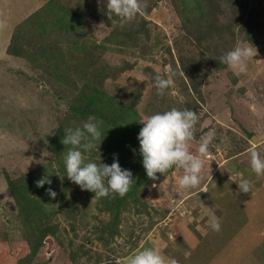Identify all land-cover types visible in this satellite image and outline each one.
I'll return each instance as SVG.
<instances>
[{"label":"rangeland","instance_id":"obj_1","mask_svg":"<svg viewBox=\"0 0 264 264\" xmlns=\"http://www.w3.org/2000/svg\"><path fill=\"white\" fill-rule=\"evenodd\" d=\"M106 2L0 0V264H118L144 248L173 264H264V175L249 163L264 146V0H145L130 20L110 19ZM201 10L207 20L195 18ZM238 44L257 49L246 73L218 60ZM157 74L174 82L163 94ZM115 104L139 127L173 107L196 112L190 150L214 133L200 184L180 188L175 166L147 177L138 139L118 134L85 159L110 165L115 154L131 186L143 179L133 192L107 208L71 182L64 130ZM45 175L57 195L43 200L34 187ZM241 178L250 192L239 191ZM183 234L197 247L179 248Z\"/></svg>","mask_w":264,"mask_h":264},{"label":"clouds","instance_id":"obj_2","mask_svg":"<svg viewBox=\"0 0 264 264\" xmlns=\"http://www.w3.org/2000/svg\"><path fill=\"white\" fill-rule=\"evenodd\" d=\"M146 7L145 0H107V15H113L122 20H130L141 13ZM256 51L248 44H238L231 50L222 53L218 60L235 73H246L247 62L254 58ZM217 59V58H215ZM167 71V70H166ZM173 80L159 74L153 77V84L158 93L163 94L173 85ZM198 114L191 109L171 108L166 111L155 112L138 119L142 124L137 139L138 152L142 157V165L146 175L153 180L157 173L164 174L173 166L183 169V175L178 180L180 188H195L202 180L204 157L213 145L214 133L209 132L201 138L194 154L190 150V141L195 132ZM102 122L89 116L81 125L64 130L62 143L70 145L63 157L64 175L71 182H75L84 190L94 193L97 199L109 195L123 197L133 183L132 172L122 168L115 154L109 165L95 160L85 159V153L94 150L106 134L101 128ZM102 137V138H101ZM264 146L253 148L250 153V169L257 176L264 175V156L260 151ZM63 175V176H64ZM241 192L251 191V185L246 178L236 181ZM37 187L45 183L51 184L49 176H42L36 180ZM50 197L57 195L52 188L46 189ZM209 227L218 231L220 224L214 214L209 213ZM118 264H166L161 251L156 248H144L131 255L126 260H118Z\"/></svg>","mask_w":264,"mask_h":264},{"label":"trees","instance_id":"obj_3","mask_svg":"<svg viewBox=\"0 0 264 264\" xmlns=\"http://www.w3.org/2000/svg\"><path fill=\"white\" fill-rule=\"evenodd\" d=\"M190 2V0H189ZM197 3V0H196ZM187 3L183 4V6H186ZM194 9H198V4H195L192 8V10ZM185 15H189L190 13H182ZM187 18V17H185ZM195 18H197L198 20L203 19V20H207L206 17V13L201 10L199 11L198 14H195ZM49 23L47 26L52 27V24ZM70 26V24H69ZM45 28V27H44ZM93 99H88L87 100V105L91 106L93 105L92 103ZM103 100V97L101 98V101ZM91 104V105H90ZM87 111V110H86ZM111 113H104V114H98L96 112L93 113V117L99 119L102 124L101 126H104L106 123L107 126L106 128H108L109 130H107L106 132V141H105V149H108L110 147V143L113 142V138L116 136L117 134L121 136V141L122 142H126L127 145H129L131 143V141L137 140V136L135 137V135L138 134L139 130L141 127L136 126L135 122H132V116L133 115H129L128 113L131 112V109H129L126 105L124 106V104L117 106V104H115V106L111 107L110 110ZM103 118V121L101 120ZM109 126V127H108ZM136 127V128H135ZM142 160V157H139ZM137 180L136 184H133V186H130L128 192L124 195V197L127 196V194H131L133 192V189L136 188L137 184L140 183L143 179L140 178H135ZM49 188V185L47 183H45L43 186L40 187H34V190L37 192L38 197L40 199H45L48 195L46 189ZM103 204L105 205V207H118L122 202H123V198H121L119 195H109L107 197H104L102 199ZM44 234H42L43 236ZM41 237V236H40ZM41 240V239H40Z\"/></svg>","mask_w":264,"mask_h":264},{"label":"crops","instance_id":"obj_4","mask_svg":"<svg viewBox=\"0 0 264 264\" xmlns=\"http://www.w3.org/2000/svg\"><path fill=\"white\" fill-rule=\"evenodd\" d=\"M197 242L198 241L195 238H193V236H186L185 234H183V237L179 240V248L183 250H188V247L196 248ZM179 248H175V249H179ZM171 252L172 254H175L174 251H171ZM164 258H165L166 264H173L176 262L175 257H171L169 254H166Z\"/></svg>","mask_w":264,"mask_h":264}]
</instances>
